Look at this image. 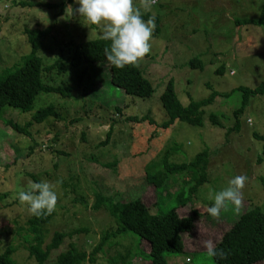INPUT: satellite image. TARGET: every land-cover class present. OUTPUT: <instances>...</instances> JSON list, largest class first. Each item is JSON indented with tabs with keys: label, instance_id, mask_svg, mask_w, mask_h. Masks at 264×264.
Instances as JSON below:
<instances>
[{
	"label": "rangeland",
	"instance_id": "obj_1",
	"mask_svg": "<svg viewBox=\"0 0 264 264\" xmlns=\"http://www.w3.org/2000/svg\"><path fill=\"white\" fill-rule=\"evenodd\" d=\"M67 1L0 0V76L14 72L12 68L22 66L23 58L31 54L27 30L50 29L37 57L45 68L59 63L64 71L60 72L58 66L46 70L42 82L52 87H75L70 98L40 94L29 112L10 107L4 110L0 119V255L13 246L15 264H36L29 257L26 240L33 215L17 198L19 191L27 190L28 181H47L57 193L56 216L47 227L46 243L57 232L80 231L52 251L49 264L70 244L91 253L104 235L106 238L108 232L118 228L106 208L93 210L97 194L122 202L140 198L152 214H166L175 206L174 195L182 181H169L157 205L156 189L146 181V167L160 161L177 143L182 148L170 154L171 162L192 161L206 148L211 160L208 182L197 191L193 204L180 210L182 216L192 210L201 215L195 230L184 236L186 253H167L166 259L169 264H215L207 255L205 242L211 241L215 247L250 209L259 208L264 213V143L254 136H264V95L251 99L240 117V130L229 136L228 131L236 124L233 112L242 104L241 93L218 97L205 108L220 117L222 128H197L183 122L167 130L160 128L168 119L161 96L170 81H174L185 107L190 97L202 100L213 91L227 94L239 87L258 88L264 82V23L236 26L235 21L259 18L264 0H154L149 12L142 7L148 0H133L141 16L148 14L159 20V26L154 21L149 53L137 62L155 89L147 99L131 97L114 86L106 62L80 68L70 65L75 44L103 36L101 26L87 25L80 17L76 3L67 4L63 12L37 6ZM157 27L159 33L154 34ZM195 57L202 60L201 69L189 66ZM220 68L222 73L217 72ZM84 70L86 74H82ZM50 106L63 119L35 123L33 116ZM9 121L21 127L31 123L30 135L15 132ZM235 175L247 177L240 190L239 210L228 204L218 217H210L205 209L211 206L212 196ZM106 239L112 240L110 236ZM137 240H112L94 264H112L115 253H139L138 249L142 253L130 264H151L147 255L150 243L141 241L138 246ZM117 264H123L122 260Z\"/></svg>",
	"mask_w": 264,
	"mask_h": 264
},
{
	"label": "trees",
	"instance_id": "obj_2",
	"mask_svg": "<svg viewBox=\"0 0 264 264\" xmlns=\"http://www.w3.org/2000/svg\"><path fill=\"white\" fill-rule=\"evenodd\" d=\"M72 3H74V0H68L67 3L59 5L39 4L37 6L50 9L59 8L63 12L67 8V4ZM141 17L142 19H148L150 16L147 14ZM154 21L159 26V20L154 19ZM263 23L264 4L259 18L237 19L235 21L236 26L250 24L261 26ZM158 33L159 28L157 27L154 34ZM26 34L28 42L32 46L31 54L23 58L22 66L12 68L14 72L0 76V119L7 107L24 113L31 111L36 98L42 93H53L70 98L75 89L72 86H47L42 82L43 73L46 70L50 72L58 66L60 72L64 71L59 63L45 68L41 58L37 57V53L43 48L45 40L50 35V29L27 30ZM106 47H110V41H105L103 37L75 44L69 60L70 65L73 68H80L85 64L106 62L104 54ZM109 66L113 85L126 95L140 99H147L153 96L155 89L137 63L123 68H116L111 64ZM189 66L194 69H201L203 63L200 58L195 57L189 62ZM217 72L222 73V68ZM86 73L87 70H84L82 74ZM82 76H79V78H82ZM208 88L210 87L208 86ZM235 92L242 94V104L233 112L236 124L228 131L227 136L240 130V117L243 116L250 105L251 99L264 95V82L256 89L239 87L227 94L213 91L209 97L202 100H194L190 97V103L185 107L177 96L174 81H170L161 96L162 106L168 119L161 124L160 128L170 129L176 122H183L197 128H203L206 125L222 128L220 117L215 113H207L205 108L212 105L218 97L229 98ZM50 118L61 121L63 116L53 106H50L38 111L33 116V121L37 124H42ZM131 120L136 121L137 119L131 118ZM147 120L149 119L147 118ZM149 122L151 123L152 121L150 120ZM7 124L19 134L30 135L28 129L31 123H28L25 127H21L13 121H9ZM254 136L258 141L264 143V136L258 133H255ZM107 143L108 141L103 144ZM181 148L180 145L178 146L177 143H174V147L160 161L146 167V181L156 189L157 205L161 201L169 181H182L179 190L174 195L175 206L166 214H152L151 209L140 198L122 202L103 193L96 195V202L92 207L93 210L106 208L111 217L119 224L115 231L108 232L106 238L110 236L112 240H118L130 237L135 240V237H138L140 239L137 240L138 246L141 241L149 242L151 249L147 255L151 258V264H169L166 259L167 253L185 254L184 236L191 234L195 230L197 219L201 216L196 210H192L191 214L188 213V215L182 216L180 210H186L189 205L193 204L192 199L197 194V191L208 182L211 152L206 148L198 153L192 161H186L181 164L171 162L170 154L178 153ZM261 182L264 188V178H261ZM78 201L88 206L84 199H79ZM55 216L56 211L53 210L50 214L40 217L33 216L28 222L26 240L29 247L27 250L29 257L33 258L36 264H49L52 251L59 250L67 238L72 239L75 234L80 232H57L53 235L51 242L49 244L46 243L47 227ZM86 231L83 230L81 232ZM104 236L91 253L79 249L75 244H70L69 249L61 253L53 264H94L98 254L103 253L105 247L112 242V240L109 241ZM215 248L223 253L222 256L212 257L215 264H256L263 262L264 213L259 208L245 212L232 228L222 236ZM138 250L139 253L128 252L125 255L123 253H115L116 258H113L111 262L112 264H117L119 260H122L123 264H130L132 259L142 253L140 249ZM15 252L13 246L7 247L4 253L0 255V264H15L13 258Z\"/></svg>",
	"mask_w": 264,
	"mask_h": 264
},
{
	"label": "clouds",
	"instance_id": "obj_3",
	"mask_svg": "<svg viewBox=\"0 0 264 264\" xmlns=\"http://www.w3.org/2000/svg\"><path fill=\"white\" fill-rule=\"evenodd\" d=\"M74 3L79 5L76 12L85 23L101 26L103 39L110 41V47L104 49L106 63L123 68L134 65L149 53L155 18L150 16L146 21L143 20L141 10L134 5L133 0H74ZM151 3L154 0H148L142 5L144 12L150 11ZM251 122L248 123L251 125ZM246 180L244 175H235L229 179L227 186L212 196L213 202L205 209L206 213L216 218L222 210H226L228 204L232 205L234 211H238L240 190ZM26 188L17 193V198L22 205H27L29 214L40 217L54 210L57 193L50 183L28 181ZM204 247L209 258L223 255L211 241L205 242Z\"/></svg>",
	"mask_w": 264,
	"mask_h": 264
}]
</instances>
